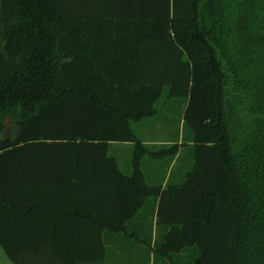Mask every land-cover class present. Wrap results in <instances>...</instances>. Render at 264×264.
I'll use <instances>...</instances> for the list:
<instances>
[{"label": "trees", "instance_id": "1", "mask_svg": "<svg viewBox=\"0 0 264 264\" xmlns=\"http://www.w3.org/2000/svg\"><path fill=\"white\" fill-rule=\"evenodd\" d=\"M165 92L187 101L195 163L163 188L143 163L181 145L134 124ZM114 143L134 144L130 174ZM72 217H157L161 264H264V0H0V246L72 263Z\"/></svg>", "mask_w": 264, "mask_h": 264}, {"label": "crops", "instance_id": "2", "mask_svg": "<svg viewBox=\"0 0 264 264\" xmlns=\"http://www.w3.org/2000/svg\"><path fill=\"white\" fill-rule=\"evenodd\" d=\"M157 127L165 130L157 134H148L144 131L143 136L138 135L144 144L151 147L181 145L179 155L170 164H166L165 161L153 160H145L143 163L147 182L149 180L154 183L152 185H162L165 188L171 181L168 178L172 169L182 159L185 150L184 141L177 138V132L172 134L166 127ZM133 146V143H114L111 147V153L116 157L119 166L120 160L130 162V165H127L126 169H124L126 171L122 170L120 166V169L126 174L132 172ZM125 150L132 151L123 153ZM163 163L164 165H162ZM181 178V176L178 177L176 181L181 180ZM131 224L130 232L104 233V227L99 226L89 218H67L61 221L59 225L72 231L70 246L66 245L65 251L72 256L73 262L62 263L60 260L51 257L47 264H161L156 262L155 251V247L162 239V236L157 231V217H154V219L136 218L129 222V225ZM148 224L153 226L151 232H146L145 226Z\"/></svg>", "mask_w": 264, "mask_h": 264}, {"label": "rangeland", "instance_id": "3", "mask_svg": "<svg viewBox=\"0 0 264 264\" xmlns=\"http://www.w3.org/2000/svg\"><path fill=\"white\" fill-rule=\"evenodd\" d=\"M187 101L183 98H167V92H165L164 96L158 102L157 107L159 109V114L155 117L145 119L139 123L134 124L135 131L138 135L143 136L144 131L148 134L150 133H160L164 130L158 128L162 127L169 131L172 134L177 132L178 139H184V132L188 134V129L185 125V109H186ZM8 129L4 133L6 136L12 135V128L14 126V121L12 117L7 120ZM154 128V129H153ZM186 138V137H185ZM184 153L182 155V159L179 160L176 167H174L171 171L170 177L171 182H176L178 177H183L188 171H190L194 167L195 157L193 149L188 147H184ZM132 150H125L123 153H129ZM151 159H146V161H150ZM130 165V162L121 161L120 166L122 170L126 169V166ZM164 165V163L162 164ZM126 171V170H124ZM148 184H154L148 180ZM156 184V183H155ZM0 264H14L6 255L5 251L0 246Z\"/></svg>", "mask_w": 264, "mask_h": 264}]
</instances>
